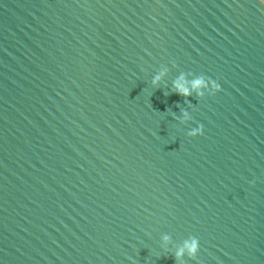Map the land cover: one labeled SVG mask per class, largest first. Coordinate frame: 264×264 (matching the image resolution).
Wrapping results in <instances>:
<instances>
[{
    "label": "water",
    "instance_id": "obj_1",
    "mask_svg": "<svg viewBox=\"0 0 264 264\" xmlns=\"http://www.w3.org/2000/svg\"><path fill=\"white\" fill-rule=\"evenodd\" d=\"M0 264H264V0H0Z\"/></svg>",
    "mask_w": 264,
    "mask_h": 264
},
{
    "label": "clouds",
    "instance_id": "obj_2",
    "mask_svg": "<svg viewBox=\"0 0 264 264\" xmlns=\"http://www.w3.org/2000/svg\"><path fill=\"white\" fill-rule=\"evenodd\" d=\"M204 75L202 76H198L195 80L192 81V87L193 88H199V87H202V86H205L206 84V81L204 79ZM160 76H155L152 80V84L153 85H156L157 82L160 80ZM208 81H210L212 83V92L209 93V95H212L214 94L215 92L219 91L220 90V85L213 79L207 77ZM183 80V75H181L180 77H178L176 80L173 81L172 83V89H173V92L183 96V97H188V96H191V93L189 91V88L186 87L183 83H181V81ZM198 97H203V93H198ZM182 113H183V116L185 118L188 117V113L187 111H184L182 109ZM197 134H202V125H199L196 127V130L192 133H189V136H195ZM163 239L165 241H167L169 239L168 236H164ZM198 249H199V242H198V239L196 237H193L191 236L190 238L188 239H185L183 241V245L182 247H180L174 254V258L175 260L181 258L184 256L185 254V251H187V257L188 258H191V259H195L196 258V254L198 252Z\"/></svg>",
    "mask_w": 264,
    "mask_h": 264
}]
</instances>
